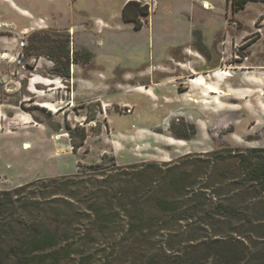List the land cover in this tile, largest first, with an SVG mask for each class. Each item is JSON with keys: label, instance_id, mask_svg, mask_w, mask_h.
<instances>
[{"label": "rangeland", "instance_id": "rangeland-1", "mask_svg": "<svg viewBox=\"0 0 264 264\" xmlns=\"http://www.w3.org/2000/svg\"><path fill=\"white\" fill-rule=\"evenodd\" d=\"M123 1L0 0V21L14 25L10 29L0 27V52H17L23 38L34 43L30 45L34 54L24 58L27 66L16 64L24 73L22 77L13 70V62L0 59V190L39 178L77 175L76 180H86L91 190H96V182L104 188L98 192L106 193V186L115 192L114 188L120 189L127 181V166L132 163H161L191 154L179 165L193 170L199 160L203 161L202 152L264 146V25L260 24L264 2L249 0L235 14L226 0H206V4L204 0H153L150 6L155 12L150 18L143 16L142 26L136 28L122 19ZM28 21H32V29L23 34ZM227 27L235 33L229 40L222 38ZM68 34L70 59L74 53L76 68L96 84L84 81L91 85L92 94L74 95L73 79H63L60 106L53 111L28 96V77L39 72L54 77L49 71L59 69ZM32 56H40V60L31 64ZM45 60L50 67H39ZM199 60L202 66L198 70L202 72L187 67L188 61L196 64ZM178 68H187L186 74L181 70L173 80L154 83L175 76ZM218 73L220 78L214 75ZM3 75H8L7 83ZM15 79L23 83L18 90L10 87ZM171 81L176 83H167ZM205 82L218 87L215 93L228 94L211 93ZM50 86L31 89L46 94ZM125 106L131 111L126 112ZM25 142H29L28 148ZM89 164L94 167H87ZM223 166L229 175L221 185L217 182L222 206L195 210L189 229L204 240L237 238L248 250L264 251V197L235 177L232 160L220 159L218 168ZM204 182L200 178L196 189ZM53 186L43 182L23 190L21 199L27 203L18 213L74 231L44 198L52 194ZM149 193L150 189L143 187L136 198L154 211V205L146 200ZM188 199L179 202L187 205ZM86 201L82 194L74 205L80 209ZM229 201L237 206L236 213H228L224 207ZM79 214L75 225L85 226L86 213ZM202 220L205 222L199 223ZM204 224L205 231L200 227ZM111 236L115 237L111 241L121 244L115 251V262L157 243L156 238L150 241L123 236L120 229ZM102 250L96 245L84 255L94 253V260H100L110 249Z\"/></svg>", "mask_w": 264, "mask_h": 264}, {"label": "trees", "instance_id": "trees-1", "mask_svg": "<svg viewBox=\"0 0 264 264\" xmlns=\"http://www.w3.org/2000/svg\"><path fill=\"white\" fill-rule=\"evenodd\" d=\"M248 1L233 0V12L244 8ZM129 4L136 5L137 15L147 14V6L135 0L126 3L123 15ZM30 45L34 43L27 41L24 47L26 56L34 54ZM63 45L65 49L61 48V51L65 50L66 54L63 52L61 55L63 60L57 72L67 76L70 61L77 62L74 53L73 60L69 56V34ZM55 59L58 61L57 57ZM71 129L68 126L69 133ZM191 156L186 154L179 160L161 163L142 161L129 164L127 181L118 190L113 187L115 192H111V186H106V193L98 192L97 189L104 188L96 182L93 183L96 190H91L86 180H76L79 178L77 175L39 178L13 189L0 190V264H264L262 249L248 250L245 242L237 238L204 240L197 232L192 235L188 224L195 210L204 211L209 205L222 206L218 186L228 177L229 169L226 166L218 168L220 159L232 160L235 177H240L243 183L264 197V146L245 150H209L201 153L203 161L199 160L193 170L179 165V161ZM87 167L93 168L94 165ZM200 178L204 179V186L196 189ZM220 181V185H217ZM43 182L52 186L55 184L52 194L44 198L53 205V212L56 211L58 217H63L66 224L76 230H60L39 217L26 219L18 213L20 206L27 203L21 199L22 191ZM143 187L150 189L146 200L154 205V211H149L145 207L147 204L140 203L136 198ZM82 194L88 201L79 209L74 201ZM186 197L192 205L179 202ZM184 206L187 207L184 209ZM224 207L228 213H236L238 209L232 201ZM82 211L86 213L85 226H77L75 221ZM162 214L175 219L164 218ZM204 226L206 224L200 225L205 231L207 228ZM119 229L123 236L150 241L156 238L157 243L140 254H132L122 262H115V251L121 244L114 243L110 238ZM96 245L101 246L102 251L110 249L105 258L94 260V253L84 255Z\"/></svg>", "mask_w": 264, "mask_h": 264}, {"label": "crops", "instance_id": "crops-1", "mask_svg": "<svg viewBox=\"0 0 264 264\" xmlns=\"http://www.w3.org/2000/svg\"><path fill=\"white\" fill-rule=\"evenodd\" d=\"M128 1H135V0H124L123 1V3H122V11H121V16H122V19L125 21V22H130V23H132V25L134 26V27H141L142 26V21H143V15H137V11L135 10L136 8V5L135 4H129V5H127L126 6V10H125V14L123 15V7L126 5V3L128 2ZM137 1V0H136ZM255 1H260V0H255ZM261 1H263L264 2V0H261ZM204 4H206L207 3V1L206 0H204V2H203ZM247 3H249V1L247 2ZM246 3V4H247ZM246 4H245V6H244V8L246 7ZM157 8H158V5H156V7H155V9L157 10ZM244 8H242V9H244ZM241 10V9H240ZM23 12H28L26 9H23L22 10ZM239 11V10H238ZM238 11H235V14L238 12ZM155 12V10H154V7H151L150 6V4H149V6H147V14L145 15L146 17H149L150 18V14L152 13V15H153V13ZM135 19H138L137 21H138V25H136V21H135ZM254 20V19H253ZM33 21V20H32ZM32 21H28V23L27 24H29V25H31L32 26ZM152 21H153V16H152ZM238 21H240L239 19H238ZM43 22H44V20H43ZM29 25H26V26H28L29 27ZM136 25V26H135ZM227 29H228V31H227V33H223L222 34V38H224V37H226V40H229L230 38H233V36L235 35V33L233 32V29H231V31L229 30V27H227ZM72 30L74 31V28L72 27V25H71V32H72ZM75 34V32H73V35ZM15 36V35H14ZM14 36H12V37H14ZM12 40H14V42L16 41L15 40V38H13ZM16 45V44H15ZM15 49H17V48H15ZM189 49V48H188ZM10 52L11 53H14V51L12 50V49H10ZM198 57V56H197ZM198 59H200L202 62L204 61V59L203 58H198ZM200 60H199V62H194V63H196V64H193V62H189L188 61V63H187V67H189V66H191L193 69H194V71H195V73H197V72H202V70H198L199 68H201V62H200ZM50 62L49 61H47V60H45L44 62H42V61H40L39 62V67H43V65H45V67H47V68H49L50 67V64H49ZM72 64V65H71ZM71 64H69V75H67V76H63V75H61V74H59L57 71H55V70H51V71H49V73H51L52 74V76H54L52 79H50L48 76H46V75H43L41 72H39V73H34V75H32V76H30V77H28V87H27V91H28V93L27 94H29L28 96L29 97H33L34 98V100L38 103V105H41V107H43V108H49V109H51V110H53V111H57L55 108L56 107H59L60 106V104H59V100H58V98L60 97V93H59V90L61 89V83H63V79L65 80V79H67V80H70V79H73V92H74V95L76 94H80V93H82V94H84V95H90V94H92V92L93 91H91L92 89L89 87V86H91V85H89V84H87V82L88 83H91V84H96V83H93V82H91L87 77H85L83 74H81V72H80V67H79V69H77L76 67H77V65H78V63H76L75 61H71ZM75 64H76V66H75ZM215 64H217V63H215ZM11 65H12V68H13V70H17V74L18 73H20V75H18L19 77H22V75H24V73H21V70L20 71H18L19 69H17V65L16 64H13V63H11ZM14 65H15V67H16V69H14ZM52 65V64H51ZM70 65L72 66V69H73V73H70ZM181 67V66H180ZM208 67V66H207ZM207 67H205V68H207ZM210 67H214L213 65H211ZM260 67H262V66H258V68H260ZM77 69V70H76ZM181 70H184V72H185V74H186V70H187V68L186 69H180V68H178L176 71H175V73H177L175 76L172 74V75H169V76H167V78L166 79H163V80H158V81H155L154 83L156 84V83H158V84H160L161 82L163 83V82H165V81H170V80H173V79H175L176 78V76H179L178 75V72H181ZM76 71H77V74H76ZM10 73H11V71H10ZM12 74V73H11ZM183 75H184V73H183ZM215 75V74H214ZM215 76H217L218 78H220V75L218 74V75H215ZM4 79L3 80H5L6 81V83H7V78H8V75H3L2 76ZM6 78V79H5ZM183 78V77H182ZM180 79V77H177V80H179ZM176 80V81H177ZM9 81V80H8ZM13 81V80H12ZM84 81H87V82H84ZM174 82L175 81H171V82H167L168 84H170V83H172L173 85H174ZM14 84H11V86L10 85H8V86H10V87H14V89L15 90H18V89H20L21 88V85L23 84L22 83V81L20 80V79H15V82H13ZM176 83V82H175ZM46 85H52V86H50L52 89H51V91L50 92H48V93H46V94H43V93H36V92H34V90H32L31 89V86H33L34 87V89L35 88H38V86L40 87L39 89H42L44 86H46ZM205 86H206V88H207V86H213V87H216V89H217V91L219 92V90H218V87L216 86V85H214V84H211V83H208V82H205ZM208 89V88H207ZM215 93V92H211V93H214V94H218V95H220V96H222V94H225L226 92H222V94L220 93ZM25 96V95H24ZM223 96H226V95H223ZM61 99V98H60ZM73 101H75V99H74V96H73Z\"/></svg>", "mask_w": 264, "mask_h": 264}, {"label": "built area", "instance_id": "built-area-1", "mask_svg": "<svg viewBox=\"0 0 264 264\" xmlns=\"http://www.w3.org/2000/svg\"><path fill=\"white\" fill-rule=\"evenodd\" d=\"M137 1L140 2L142 5H146V6H149L150 2H153V0H145L144 2H142L141 0H137ZM232 1L233 0H226L227 4L230 5V7H231V11L233 12V10H232ZM40 20L43 21L41 18H40ZM260 24H261V26L264 25V16H262V18L260 19ZM43 26H46V25L43 24ZM0 27H3L5 29H10V28H13L14 25L11 22L7 21V20H1L0 21ZM28 29H32V26H30V27H28L26 29H23L22 33L26 34L28 32ZM26 45H27L26 40L24 38L21 39L19 41V46H18L19 48H18L17 52L11 53V52H8V51H2V52H0V59L11 61V62H13L15 64H18L19 67L25 68L27 65H26V63L24 61V58L26 56L25 55V51H24V47ZM39 60H40V56L37 59H36V56H32L30 63L34 64L35 61L37 62ZM125 111L126 112H130L131 108L129 106H125Z\"/></svg>", "mask_w": 264, "mask_h": 264}, {"label": "bare ground", "instance_id": "bare-ground-1", "mask_svg": "<svg viewBox=\"0 0 264 264\" xmlns=\"http://www.w3.org/2000/svg\"><path fill=\"white\" fill-rule=\"evenodd\" d=\"M223 69H221V72L222 73H225L226 71H222ZM219 74V73H218ZM218 74H215V75H218ZM207 88H208V91H210V92H216V89H215V87H213V86H207ZM226 94H228V93H226ZM61 135H63V134H61ZM56 137H58V136H56ZM30 146V144H29V142H25L24 143V147H29Z\"/></svg>", "mask_w": 264, "mask_h": 264}]
</instances>
